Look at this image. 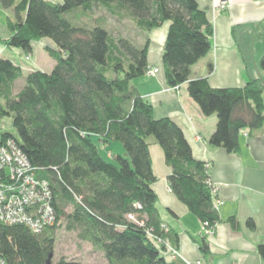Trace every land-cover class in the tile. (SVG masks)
<instances>
[{"label": "trees", "instance_id": "1", "mask_svg": "<svg viewBox=\"0 0 264 264\" xmlns=\"http://www.w3.org/2000/svg\"><path fill=\"white\" fill-rule=\"evenodd\" d=\"M0 6L14 15L3 44L28 57L32 42L47 38L53 45L45 50L54 60L49 71L23 75L19 64L0 56V119L9 117L15 131L0 129V144L14 139L37 175L48 181L56 218L38 234L23 224L0 222L6 264H44L61 225L101 251L107 264H185L169 259L166 244L176 249L177 235L157 209L151 140L170 168V191L214 230L220 217L210 164L193 156L173 120L153 116L152 106L131 84L148 69V38L139 43L118 27L129 22L143 34L169 23L161 56L166 82L170 87L186 83L202 115H216L208 144L228 153L239 151L242 132L253 134L264 124V84L253 73L255 30L232 28L244 85L211 87L205 77L190 78L191 66L210 51L213 34L195 0H0ZM259 67L264 70V52ZM111 142L120 143L122 153L104 152ZM227 222L238 228L233 216ZM246 226L253 228V221L247 219ZM198 248L209 255L204 236ZM257 252L264 259V242ZM53 264L92 263L60 257Z\"/></svg>", "mask_w": 264, "mask_h": 264}, {"label": "crops", "instance_id": "2", "mask_svg": "<svg viewBox=\"0 0 264 264\" xmlns=\"http://www.w3.org/2000/svg\"><path fill=\"white\" fill-rule=\"evenodd\" d=\"M195 1L205 11L213 34L210 51L198 60L190 78L205 77L211 87L244 85L246 72L232 36L233 26L240 25L255 30L252 41L253 73L264 84V70L258 63L264 52V0H224L227 4L225 11L216 8L220 0ZM13 18L11 9L0 6V56L9 57L19 64L23 75L31 69L49 71L54 64L45 50V47L53 45L49 39L32 42V53L28 59L20 49L7 48L3 44L11 35L8 21ZM168 24L165 22L143 33L144 40L148 38V69L155 67L157 71L145 73L133 79L131 84L152 106L153 116L173 120L182 129L193 156L210 164V181L216 190L213 203L220 217L213 233L206 235L198 218L170 191L167 183L170 168L164 161L160 146L151 140L149 152L156 178L151 187L157 195L161 220L167 229L177 235L176 259L185 264H264V259L257 252V245L264 242V124L253 134H240V149L236 153L208 144L216 126V115H202L197 104L188 96L186 83L170 87L166 82L161 56ZM259 30L261 33L257 35ZM0 129L5 130L1 125ZM107 150L122 153L116 142L104 145L103 151ZM215 200L220 203L216 204ZM231 216L238 221L236 229L227 222ZM247 219L253 221V228L246 226ZM203 236L208 244V256H203L198 248ZM169 259L174 260L171 256Z\"/></svg>", "mask_w": 264, "mask_h": 264}, {"label": "built area", "instance_id": "3", "mask_svg": "<svg viewBox=\"0 0 264 264\" xmlns=\"http://www.w3.org/2000/svg\"><path fill=\"white\" fill-rule=\"evenodd\" d=\"M226 7V2L220 0L216 8L225 11ZM156 71L157 68L154 67L147 69L146 73ZM212 192L215 194V188ZM215 203L219 204L220 201L215 200ZM55 219L52 190L48 181L37 175L36 168L30 164L17 142L7 138L0 144V222L8 225L23 224L31 232L38 234L52 226ZM203 229L206 235L214 231L205 226ZM166 246L170 256L176 258L177 249L168 244ZM0 264H6L1 255Z\"/></svg>", "mask_w": 264, "mask_h": 264}, {"label": "rangeland", "instance_id": "4", "mask_svg": "<svg viewBox=\"0 0 264 264\" xmlns=\"http://www.w3.org/2000/svg\"><path fill=\"white\" fill-rule=\"evenodd\" d=\"M118 28L120 29V32L123 35L129 36L133 38L134 40H136L137 42H139L140 40L141 42L144 41L143 34H140L133 27L131 23L125 22V25L119 26ZM197 62L191 66L192 72L196 70L198 66ZM0 125L2 129H5L6 131L11 132V133H15L12 127V121L9 117L1 118ZM116 143L121 148V144L118 142ZM54 234H55L56 241H55V246L53 249V255L51 258L52 264L60 257H64L66 260L76 261V262H87V263H92V264H107V261L104 258V255L101 251L93 248L92 245H90V243L78 239L75 232L66 230L63 225L55 228Z\"/></svg>", "mask_w": 264, "mask_h": 264}, {"label": "water", "instance_id": "5", "mask_svg": "<svg viewBox=\"0 0 264 264\" xmlns=\"http://www.w3.org/2000/svg\"><path fill=\"white\" fill-rule=\"evenodd\" d=\"M51 256H52V254L50 253V254L48 255V257H47V259H46V261H45L44 264H51Z\"/></svg>", "mask_w": 264, "mask_h": 264}]
</instances>
